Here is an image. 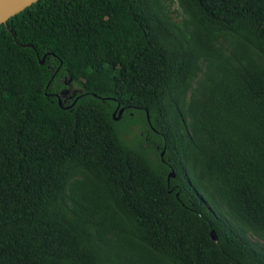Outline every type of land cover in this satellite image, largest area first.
Wrapping results in <instances>:
<instances>
[{
  "label": "trees",
  "instance_id": "1",
  "mask_svg": "<svg viewBox=\"0 0 264 264\" xmlns=\"http://www.w3.org/2000/svg\"><path fill=\"white\" fill-rule=\"evenodd\" d=\"M0 264H264V0L0 25Z\"/></svg>",
  "mask_w": 264,
  "mask_h": 264
},
{
  "label": "water",
  "instance_id": "2",
  "mask_svg": "<svg viewBox=\"0 0 264 264\" xmlns=\"http://www.w3.org/2000/svg\"><path fill=\"white\" fill-rule=\"evenodd\" d=\"M37 1L38 0H0V25L2 24L6 25L7 20L9 18L20 13L27 7H30L32 4H34ZM44 60H45V57H43L39 61V63L43 64ZM210 236L211 238H214L213 233H210Z\"/></svg>",
  "mask_w": 264,
  "mask_h": 264
},
{
  "label": "rangeland",
  "instance_id": "3",
  "mask_svg": "<svg viewBox=\"0 0 264 264\" xmlns=\"http://www.w3.org/2000/svg\"><path fill=\"white\" fill-rule=\"evenodd\" d=\"M172 9H177L176 3L172 4ZM68 85L69 86H68L67 92H66V94H64L66 98H69V97H71V95L79 92V89L76 85H73L71 83H68ZM118 118H119V115L117 114L115 119L117 120ZM139 135H140V130L137 127V125H130L126 128V131L123 134V137L126 141L133 142L134 140H136L137 137L139 138Z\"/></svg>",
  "mask_w": 264,
  "mask_h": 264
},
{
  "label": "flooded vegetation",
  "instance_id": "4",
  "mask_svg": "<svg viewBox=\"0 0 264 264\" xmlns=\"http://www.w3.org/2000/svg\"><path fill=\"white\" fill-rule=\"evenodd\" d=\"M69 86V85H68ZM68 89V88H67ZM67 89H65V90H63V92H62V96H63V100H62V102H64V104L65 103H67V104H69V105H67V106H64V107H70L71 105H72V103H74L75 101H72V102H69L70 101V99H71V97L74 95H71V97H69V98H66L65 97V95L64 94H66V92H67ZM56 97H58L57 95H55ZM58 100H59V102H60V104L62 103L61 102V100H60V98L58 97ZM123 111V109H120L119 111H118V115H120L121 114V112Z\"/></svg>",
  "mask_w": 264,
  "mask_h": 264
}]
</instances>
